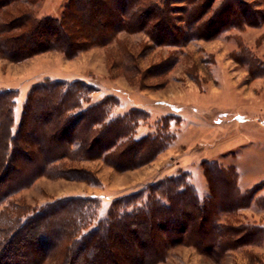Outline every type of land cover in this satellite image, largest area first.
<instances>
[{
    "label": "trees",
    "instance_id": "1",
    "mask_svg": "<svg viewBox=\"0 0 264 264\" xmlns=\"http://www.w3.org/2000/svg\"><path fill=\"white\" fill-rule=\"evenodd\" d=\"M40 1L0 0L2 58L22 62L58 51L74 59L109 46L124 31L144 32L157 46L180 47L264 24V7L250 0H67L60 17L40 16L34 7ZM233 54L254 77H264V59L248 46ZM168 59L147 71L162 75L177 62ZM121 63L126 73H140L126 49ZM96 90L83 79L47 77L29 91L17 129L19 90H0V264H160L179 246L220 263L234 250L263 243L264 227L239 215L264 197H256L257 186L242 189L236 169L218 161L203 162L206 197L189 172H178L120 195L104 219H98L97 195H69L41 206L13 200L44 176L99 185L96 173L78 163L101 159L125 172L168 148L165 129L136 137L148 112L132 108L113 115L119 99L91 103Z\"/></svg>",
    "mask_w": 264,
    "mask_h": 264
},
{
    "label": "rangeland",
    "instance_id": "2",
    "mask_svg": "<svg viewBox=\"0 0 264 264\" xmlns=\"http://www.w3.org/2000/svg\"><path fill=\"white\" fill-rule=\"evenodd\" d=\"M66 1L42 0L34 7L40 16L60 17ZM250 1L264 7V0ZM240 45L264 59V24L233 29L216 39L193 40L180 47L157 46L144 32L124 31L109 46H94L74 59L58 51L22 62L0 56V90H19L15 129L33 85L47 77H85L97 88L91 103L113 95L119 99L113 115L132 108L148 112V117L140 119L136 137L164 129L171 135L168 148L156 160L136 169L121 172L101 159L78 163L96 173L99 185L44 176L13 200L41 206L69 195H97L101 198L98 219H104L114 199L168 173L189 172L200 197H206L210 190L204 175L205 160L234 167L241 188L257 186L256 197H264V77H254L247 66L236 61L233 53ZM123 49L136 58L140 73H126L121 63ZM166 59L177 60L170 70L162 75L155 69L147 71ZM145 173L139 182L138 177ZM239 216L244 222L264 227V201L254 202ZM160 264H264V241L234 250L220 263L195 247L179 246L172 248Z\"/></svg>",
    "mask_w": 264,
    "mask_h": 264
},
{
    "label": "crops",
    "instance_id": "3",
    "mask_svg": "<svg viewBox=\"0 0 264 264\" xmlns=\"http://www.w3.org/2000/svg\"><path fill=\"white\" fill-rule=\"evenodd\" d=\"M79 77H82V76L80 75ZM83 78H84V79H83ZM83 78H81V79H83V80H85V81L87 80L85 77H83ZM53 79H54V78H53ZM89 81H90V80H89ZM7 88H14V87H7ZM155 171H156V170H154L153 172L148 173V174H149L148 176H151ZM168 174L171 175L172 173H168ZM144 177H146V173H145V176L141 175V176L138 177L139 182H140ZM248 209H251V207L248 208Z\"/></svg>",
    "mask_w": 264,
    "mask_h": 264
}]
</instances>
